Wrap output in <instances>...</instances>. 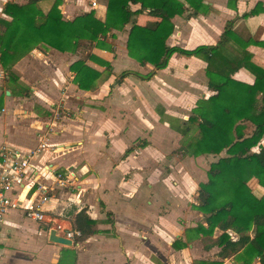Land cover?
<instances>
[{"label": "crops", "instance_id": "obj_1", "mask_svg": "<svg viewBox=\"0 0 264 264\" xmlns=\"http://www.w3.org/2000/svg\"><path fill=\"white\" fill-rule=\"evenodd\" d=\"M7 1L27 0H0V18L9 19L2 12ZM52 2L41 0L40 6L47 10ZM202 2L204 11L193 13L190 8L171 18L167 45H213L229 20L242 40L238 42L264 41V0ZM106 6L107 0H61L59 9L65 20L90 11L104 20ZM139 7L130 4L132 10ZM134 20L153 28L160 18L144 11ZM130 26L111 30L106 36L110 48L82 41L75 52H61L40 45L8 67L0 63V158L3 149L20 155L45 141L51 147L32 167L49 164L66 178H46L40 169L7 194L21 206L34 203L74 229L81 209L94 221L92 234L66 246L49 241L52 229L11 209L0 228V264H240L234 255L220 257L217 246L205 249L200 238L186 232L198 223L205 225L192 205L198 184L207 180L206 162L214 155L182 154L183 137L176 128L198 99L211 94L206 63L174 52L164 68L141 65L127 53ZM247 50L251 60L264 67V47L250 43ZM79 59L100 72L89 90L73 80L70 65ZM122 71L131 73L119 78ZM151 71V77H142ZM232 77L253 81L243 69ZM7 114L15 125L13 137L3 124ZM253 264L260 263L255 259Z\"/></svg>", "mask_w": 264, "mask_h": 264}, {"label": "trees", "instance_id": "obj_2", "mask_svg": "<svg viewBox=\"0 0 264 264\" xmlns=\"http://www.w3.org/2000/svg\"><path fill=\"white\" fill-rule=\"evenodd\" d=\"M40 1H7L3 5L2 12L9 17L0 18V63L4 67L40 45L61 52H75L82 41L89 46L110 48L106 36L129 22L127 53L141 65L150 63L155 69L164 68L174 52L193 55L206 63L211 94L196 101L191 114L176 130L183 137L182 154L219 155L224 151V155L210 162L207 180L200 182L196 190L192 207L202 213L205 225L198 223L186 232L200 238L205 249L217 246L220 257L234 255L240 264H253L255 259L264 264V190L251 186L253 182L264 188V67L255 64L247 50L250 43L264 47V41L238 42L242 40L234 35L233 21L229 20L213 45L193 49L167 45L166 39L173 31L171 18L190 8L193 13L204 11L202 0H107L104 20L92 11L65 20L59 9L61 0H53L47 10L42 9ZM136 3L140 7L132 10L130 4ZM144 11L160 18L155 27L136 24L134 16ZM70 69L81 89H91L100 76L99 71L80 59ZM240 69L253 77L252 83L232 77ZM129 73L122 71L119 78ZM9 74L15 78L10 71ZM152 75L151 71L142 77ZM247 124L253 126L250 133L245 132ZM93 225L85 209L76 214L75 227L81 237L92 234ZM215 230L220 231L216 237Z\"/></svg>", "mask_w": 264, "mask_h": 264}, {"label": "built area", "instance_id": "obj_3", "mask_svg": "<svg viewBox=\"0 0 264 264\" xmlns=\"http://www.w3.org/2000/svg\"><path fill=\"white\" fill-rule=\"evenodd\" d=\"M48 147H51L49 143L41 141L35 148L20 155L18 151L2 150L0 158V228L4 215L9 210H19L25 218L42 224L47 230L54 229L55 233L72 241L81 236L78 229L66 226L63 220L55 219L34 203L21 206L16 199L7 194L10 189L20 185L29 174L40 169L46 172L44 174L46 178L52 176L59 182L66 180L61 173L51 171L49 164L41 165L37 169L34 166L32 167L38 160L39 155ZM41 188L46 190L44 185ZM231 237L235 238L234 235Z\"/></svg>", "mask_w": 264, "mask_h": 264}, {"label": "rangeland", "instance_id": "obj_4", "mask_svg": "<svg viewBox=\"0 0 264 264\" xmlns=\"http://www.w3.org/2000/svg\"><path fill=\"white\" fill-rule=\"evenodd\" d=\"M36 111H37V114L43 115L41 113L40 109H36ZM11 117L12 116L10 114H7L5 123H3V124H4V127H6L8 136L13 137V135H12V129L14 128L15 125L13 124V121H12ZM0 124H1V120H0ZM252 129H253V126L251 124H247L246 129H245V132L246 133H250V131ZM221 155H224V152H222ZM217 158H218V156H215V155L214 156H209V158H208V160H207L206 163H208V165H209L210 164L209 163L210 161L216 160ZM219 232H220L219 230L216 231V234H219Z\"/></svg>", "mask_w": 264, "mask_h": 264}, {"label": "water", "instance_id": "obj_5", "mask_svg": "<svg viewBox=\"0 0 264 264\" xmlns=\"http://www.w3.org/2000/svg\"><path fill=\"white\" fill-rule=\"evenodd\" d=\"M48 239H49V241L54 242V243H58V244L66 245V246H70L71 245V240L70 239L62 237L60 235H56L54 229L49 231Z\"/></svg>", "mask_w": 264, "mask_h": 264}]
</instances>
